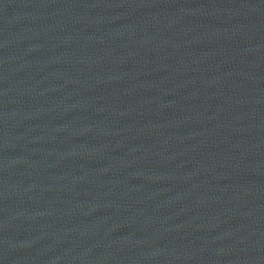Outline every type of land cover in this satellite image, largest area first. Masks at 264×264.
<instances>
[{"label":"water","instance_id":"obj_1","mask_svg":"<svg viewBox=\"0 0 264 264\" xmlns=\"http://www.w3.org/2000/svg\"><path fill=\"white\" fill-rule=\"evenodd\" d=\"M0 264H264V0H0Z\"/></svg>","mask_w":264,"mask_h":264}]
</instances>
